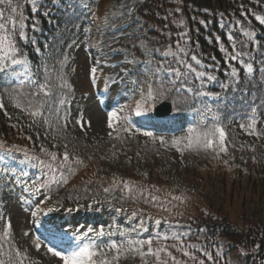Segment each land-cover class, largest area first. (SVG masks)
Instances as JSON below:
<instances>
[{"label": "trees", "instance_id": "trees-1", "mask_svg": "<svg viewBox=\"0 0 264 264\" xmlns=\"http://www.w3.org/2000/svg\"><path fill=\"white\" fill-rule=\"evenodd\" d=\"M76 1L78 0H10L11 6L7 2L0 4V12L4 17L0 19V23L5 24V30L0 33L10 37L15 49L11 56L2 53L4 62L1 64L3 70L0 71V146L26 155L38 168L42 165H56L58 171L64 173H56V178L54 175L51 180L55 179L53 183L58 191L64 189L65 197L82 201L90 195L101 194V188L107 183V173L98 178L93 175L95 171L90 173L92 180L101 182L99 188L89 189L87 179L68 185L70 180L72 184L77 178L72 172L81 170L86 164L81 158L70 159L65 164L64 155L67 153L69 158L70 152L59 142V134L54 126L44 122L45 110L55 107L58 96H66V90L61 88V84H68L72 74L68 63L70 55L67 54L69 42L64 43L63 30L74 21L79 22L69 15V10L75 7ZM87 1L91 6L101 7L105 3V0ZM115 2L113 23L124 21L132 9L136 10L141 19L136 34L128 42L129 49L137 53L134 46L142 41L163 53V59L157 61L158 67L168 72L169 76L155 77L152 80L153 97L148 102L158 105L166 101L171 104L173 111L209 109L215 115V121L209 122L211 127L208 131L199 128L201 133L194 129L192 133L182 135L189 153L187 158L192 153L199 154L192 162V173L200 175L197 166L205 162L208 169L217 167L220 159L209 153L219 147L205 149L194 143L189 148V136L195 141L197 135L203 136L214 128H222L225 133V151L231 157L232 154L237 157L244 155L243 151L235 150L227 131L234 121L237 128L250 136L254 134L255 127H264V23L257 19H264V0ZM12 8L16 11L13 12ZM62 43L65 48L60 45ZM12 59L28 63L37 77L35 85H13L4 80L3 76L7 72L17 70L13 68ZM249 66L251 72L248 71ZM209 76L213 79H209ZM207 93L218 96L220 100L209 103L205 98ZM32 112L37 114L33 116ZM245 127H251V130ZM123 131L124 128L120 129L108 144L88 149L86 155L80 152L84 157H93L100 162L99 155L105 148L106 151L121 150L120 153L130 158L133 148L138 149L139 145H145L149 149L147 142L140 143L131 134L123 135ZM173 135L175 133L170 136ZM147 136L152 139L153 134ZM214 140L215 143L219 141L218 133ZM158 154L156 151H148V162L152 163L153 157L157 158ZM11 158L21 159L17 156ZM237 161L240 162L237 170L239 175V169H243L245 163L242 159ZM249 164L255 162L248 161ZM156 177L151 167L148 177L143 180L136 177L127 182L119 181V185L114 187L115 203L130 209L134 207L139 222L146 229L153 226L154 220L163 221L164 226L172 222L178 225L173 229L177 232L173 239L164 228H160L158 236L150 233L153 249L166 247L181 264H264V221L246 211L236 213L231 209L230 214H225L221 208L214 209L210 204L205 207L195 195H182L173 191ZM140 189L146 190V198L140 194ZM256 193L259 197H264L259 192ZM258 196L255 199L261 203ZM0 202L1 211L4 199ZM168 204L175 207L178 213L175 210H165L164 205ZM180 245H183L182 251L177 250ZM183 251H187L189 256H184ZM231 254H234L233 258ZM161 256L168 259L163 253ZM144 260L134 263L157 264L155 256L145 255ZM168 264L174 262L168 259Z\"/></svg>", "mask_w": 264, "mask_h": 264}, {"label": "rangeland", "instance_id": "rangeland-1", "mask_svg": "<svg viewBox=\"0 0 264 264\" xmlns=\"http://www.w3.org/2000/svg\"><path fill=\"white\" fill-rule=\"evenodd\" d=\"M79 7L80 9L81 7L85 8V4L80 3ZM113 8H115V1L105 0V3L101 6L103 11H100L98 15L91 10L88 12L89 15L81 19L78 24L68 26V39H74L69 45V49L67 48V54L68 52L71 54V57H68V63L70 68L72 66V74L69 79L74 86L76 95L67 110L65 108L62 110L59 106L48 108L47 111L50 114L48 120H44L50 126L58 127L59 135L57 137L60 139L59 142L64 143L63 146H66V150L70 152L68 160H64V163H69L70 159L81 158L82 162L86 164L81 170L77 171L75 169L76 172H72L77 177L73 183L77 184L87 179L89 189L99 188L101 182L91 179L90 173L95 171L93 175L97 178L107 173L106 182L110 183L111 180H118L115 185H119V180L148 176V170L152 167L157 176L156 178L163 181L171 190L180 192L182 195H195L196 199L205 207L210 204L214 209L221 208L225 214H230L229 211L231 209L233 212L235 210L236 213L246 211L248 214L256 216V219L264 221V197H259L256 193L257 191L264 196V172H261V170H264V127H255L254 134L250 136L237 128L236 124L234 126L231 125L232 127H229L227 135L232 138L235 150H241L245 154H241L238 157L232 154L231 157L226 151L219 150L220 143L218 141L213 148H219L216 151H209L211 156L220 159L218 166L208 169L206 162L199 164L197 168L201 172L200 175H194L192 170H190V168H193L192 162L195 161L199 154L192 153L187 158L189 153H187L186 142H183L182 131H178L173 136L153 137L147 142L149 149H146L145 145L143 147L141 145L137 146L138 149L133 148L131 159L130 156H124L120 153L121 150L109 149L106 151V148L99 155L98 160L100 162H97L93 157L88 159L82 155L81 152L85 155L88 154L87 150L89 148H94L104 143L108 144L110 137L115 133L116 127L121 122V116H118L120 119L115 120L113 127L109 128V113L114 112V109L112 106L109 112L106 108L108 102L113 101L122 86L126 85L125 90L129 92L128 94L137 96L140 101L145 99L148 92L149 78L139 88L132 83L131 74L138 66L137 62L132 56L122 52L120 48L136 32L138 24L133 19L136 14L135 9L130 11L129 18L120 27H114L106 32L107 18ZM99 17L104 19V21L99 24L101 32L97 36V41L94 45V52L97 55L95 59L99 65L97 67L99 71L96 70L95 72L103 75H114L115 77L110 87V94L107 97V106L103 107L98 104L99 101L92 91L89 79L92 64L91 58H93L92 51L88 49L93 33V31H90V26L92 23L95 24V18ZM110 33L114 35L108 36ZM109 40H113L114 43L107 47ZM60 45L65 48L64 43ZM117 50L119 51L117 52ZM3 62V59H0V67ZM145 69L147 76L152 74L150 64H147ZM144 70L140 72L144 73ZM64 87L63 89H65ZM112 109L113 111L111 112ZM119 112L120 110L116 109L118 115ZM171 119L180 121L183 124L186 122L184 117L172 116ZM245 128L251 130V127ZM128 132L130 133L131 131ZM122 133L123 135H128L126 131ZM135 137L139 139L140 143L149 139L143 135ZM173 141H178L176 143L178 148L173 144ZM134 147H136L135 144ZM148 151L159 153L157 158L153 157L152 163L148 162ZM241 159L245 164L243 167L241 166L243 169H239L240 174L237 175L238 165L240 164L237 160ZM248 161L255 162V164L248 165ZM44 172V181L50 182L54 172L48 168L44 169ZM5 177L8 176L3 178L10 183V179ZM70 181L67 183L68 185H71ZM51 189L55 190V188ZM114 189L113 187L101 188V192L102 190L109 192ZM63 190L61 195L57 193L54 197H50L43 205V208L45 210L55 206L62 208L65 213L71 211L72 216L66 218L69 224L73 227H79L78 232L80 234L90 231L91 239L96 240L93 247L97 252L94 257L97 264H103L105 261L110 262V264H128V260L131 258L130 256L128 257L129 254L140 255V252H144V248L141 249L138 244H134L132 247L138 249V251L127 253L129 241H139V232L124 230L122 221L119 219L115 220L113 217L114 211L109 208L111 203L110 195L112 193L92 198L90 201L87 200L88 202L73 206L71 204L73 201L69 197L62 196L65 193ZM145 191V189H140V194H143L146 198ZM12 195H14V190ZM256 196H258L261 203L255 199ZM10 198L8 208L3 209L2 213L0 211V221L7 224L0 227V244H3L6 250L15 248L25 255L27 258L23 264H64L60 256L53 254L54 252L58 253L57 251H49V249L33 238L32 222L36 218L34 219L33 212L25 207L26 201L20 202L14 197ZM98 202L103 204L99 210L91 211L87 209V205L90 203ZM170 206L169 204L164 205V209H176ZM176 212L178 213V211ZM157 216L159 217V215ZM115 217H117L116 214ZM100 227H103L104 236L98 235ZM6 228L8 229V239L4 241L2 237ZM112 244L117 247L115 249L112 248ZM60 255L68 254L60 252ZM233 257L234 254H231V258Z\"/></svg>", "mask_w": 264, "mask_h": 264}, {"label": "snow or ice", "instance_id": "snow-or-ice-1", "mask_svg": "<svg viewBox=\"0 0 264 264\" xmlns=\"http://www.w3.org/2000/svg\"><path fill=\"white\" fill-rule=\"evenodd\" d=\"M6 2L9 3V6H11L10 0H0V4H4ZM12 11L15 12L16 9L12 8ZM0 19H4L2 12H0ZM257 19L260 20L261 23H264V19H261L260 17H257ZM21 27H23V25H21ZM4 30H5V24L0 23V32H3ZM21 38H23V33H21ZM14 51H15L14 45L12 44L10 37L6 34L0 35V53H3L4 55H7V56H11L14 53ZM0 59H3V57L0 56ZM11 62L12 64L20 63V61L15 60V59H12ZM2 70H3L2 67H0V71ZM251 70H252L251 66H249L248 71L251 72ZM95 71L96 69L93 68L92 72L95 73ZM209 79H213V77L209 76ZM152 97H153V93H152L151 87H149L148 99H152ZM141 107L142 105L140 103L136 105V115L137 116L142 114ZM36 114L37 113L35 112L31 113V115L33 116H35ZM118 119H120V117H118L115 112L109 113L108 127L112 128L113 122ZM123 119L127 121L128 117L124 116ZM189 132L190 133L193 132V129H189ZM217 133L219 134L220 151H225V147L223 143L224 138H225V133L222 128H214L213 130L204 133L203 136L197 135L195 138V141H193L192 137L189 136L188 137V141H189L188 147L192 148L193 144L195 143L196 145L203 147L205 149L213 148L214 143H215L214 137L217 135ZM144 134L151 135L150 133H147V132ZM109 135H111V133H109ZM176 143H178V141H173L174 145ZM53 159H55L54 156H53ZM64 160L65 161L68 160L67 153H65L64 155ZM77 163H79V161H77ZM125 187H127V183H125ZM53 210L54 209L49 208L47 211L51 212ZM36 214H37L36 212L32 213L33 216H35ZM156 223L159 224L160 221H156ZM2 239L4 241H7L8 239V229L7 228L4 231ZM163 239H168V237H163ZM134 244H138L141 249L144 247V245L148 246L147 253L140 252V255L142 258L145 255H149V256H155L157 264H168V259H171L174 262V264H181L179 260H176V258L173 257L170 252H168L166 247L161 246V247H157L156 249H153L152 247L153 241L151 239L140 240V241H129V248H128L129 251H138V249L132 247V245ZM111 247L115 249L117 246L115 244H112ZM177 250L182 251L183 245H180ZM49 251H51V249H49ZM161 253H163L164 257H167L168 259H164L161 256ZM53 254L60 256V259L64 261V264H97V261L94 259V257L97 255V252L95 251L94 247H92L89 244H84L83 246L78 247V249L72 251L68 255H60V253H55V252ZM183 255L189 256V253L187 251H183ZM26 258L27 257L25 255H23L20 251L16 250L15 248L6 250L5 246L3 244H0V264H23ZM191 258L195 259L194 257H191ZM103 264H110V262L105 261L103 262ZM201 264H203V262H201Z\"/></svg>", "mask_w": 264, "mask_h": 264}]
</instances>
